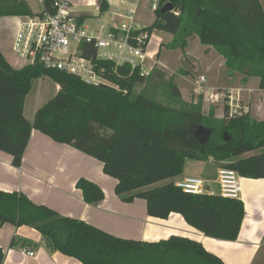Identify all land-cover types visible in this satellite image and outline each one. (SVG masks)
<instances>
[{
    "label": "trees",
    "instance_id": "16d2710c",
    "mask_svg": "<svg viewBox=\"0 0 264 264\" xmlns=\"http://www.w3.org/2000/svg\"><path fill=\"white\" fill-rule=\"evenodd\" d=\"M154 21L146 26L170 33L169 49H184L196 36L200 44L217 51L228 76L239 75L245 83L258 79L264 90V9L260 0H158ZM166 4L171 9L161 11ZM42 11L33 13L24 0H0V17H32L54 13L53 0H42ZM107 9L101 0L100 10ZM86 15L78 17L82 22ZM139 32V31H138ZM85 54L94 55L91 43ZM110 84L91 85L79 77L42 64L12 67L0 51V150L20 167L31 131L38 130L56 142L67 144L102 163L104 174L116 179L115 192L123 200L141 198L147 214L166 219L171 213L204 235L235 240L244 217L240 199L221 194H189L176 186L185 161L212 159L220 168L235 170L241 177L264 179V119L251 115L221 119L202 112L201 99L186 101L176 84L170 91L177 109L166 106L134 86L145 79L127 69L115 71L105 64ZM51 78L55 95L34 113L30 122L23 107L32 82ZM118 86L116 88L115 86ZM209 130L206 139L197 137ZM168 180V182L156 183ZM83 200L97 204L104 198L101 187L84 177L77 179ZM12 224L36 229L47 246L82 264H225L199 241L172 234L158 241L122 238L82 219L59 214L33 202L20 191L0 190V226ZM13 237L11 245H30ZM4 259L0 247V264Z\"/></svg>",
    "mask_w": 264,
    "mask_h": 264
},
{
    "label": "crops",
    "instance_id": "0c3cea01",
    "mask_svg": "<svg viewBox=\"0 0 264 264\" xmlns=\"http://www.w3.org/2000/svg\"><path fill=\"white\" fill-rule=\"evenodd\" d=\"M24 1L33 13H39L43 9L40 0H37L40 9H34L31 0ZM70 2L77 16L86 15L76 8L81 4V0H70ZM86 2L89 6L99 7L100 10L101 0H86ZM261 4L264 9L262 2ZM11 18L20 20L11 27L5 37L0 35V51L12 67L20 68L26 63L18 62L16 58L19 57L14 56L12 43L23 17L11 16ZM152 51L157 52L156 50ZM206 51L207 49H205ZM208 58L210 59V56ZM211 59L214 60V58ZM206 64V70L209 71L212 64ZM221 70L223 71L220 67V77L225 76L227 80L237 79L241 85L247 84L253 79L257 88H250L251 92L264 93V90L258 88L257 78L251 77L247 80L248 82L243 83L240 81L239 75L228 76L226 73L222 75ZM210 71L214 72L212 69ZM204 76L209 87L229 88L210 85L209 77ZM190 83L192 84V82ZM58 88L57 85L56 92ZM262 95L264 97V94ZM196 98L197 96L193 97V99ZM258 101L257 108L264 114V98L258 99ZM39 107L35 108L34 113ZM34 113L29 119L25 116L23 107L24 117L30 122L33 120ZM87 156L85 153L67 144L56 142L33 129L20 167L13 166L12 157L0 150V190L20 191L33 202L44 204L61 215L82 219L122 238L158 241L172 234H178L199 241L207 250L219 256L225 264H264V179L241 178L240 200L244 204V217L238 236L232 241L220 240L208 237L196 230L187 224L178 213H171L166 219L156 218L147 214L145 200L141 198H134L132 201L123 200L114 190L116 179L103 173L100 161ZM207 161L214 165L215 175L209 174L206 168L200 167L196 172L200 176L183 171L184 173L175 177L174 181L188 176L199 177L206 184V193L213 194L210 187L212 183H218L220 167L212 159ZM80 177L93 181L101 187L104 193L102 201L90 204L83 200L80 189L75 186ZM16 236L25 238L32 244L12 246L11 241ZM0 247L4 252L2 264H82L73 257L50 249L40 233L26 225L16 227L6 223L0 226ZM28 252L33 254L29 255Z\"/></svg>",
    "mask_w": 264,
    "mask_h": 264
},
{
    "label": "built area",
    "instance_id": "2783aa9c",
    "mask_svg": "<svg viewBox=\"0 0 264 264\" xmlns=\"http://www.w3.org/2000/svg\"><path fill=\"white\" fill-rule=\"evenodd\" d=\"M42 1V0H40ZM126 1V0H122ZM139 0L134 6L137 7ZM153 12L159 7L158 0H148ZM54 13L23 17L19 22L12 51L26 64L36 62L49 70H60L79 77L91 85L111 84L105 76V64L115 71L127 69L130 75L145 78L156 63L158 52H149V32L134 22L135 9L127 16L114 14L110 24L98 30L91 29L85 20L78 17L70 0H53ZM139 31V32H138ZM83 43H91L94 55L85 54ZM118 88V86H115ZM243 88H214L207 86L206 77L200 75L193 82L192 92L203 96L211 103L222 102L223 115L227 109L228 118L246 115L249 107L242 104ZM241 176L233 169H218V184L223 197L240 199ZM177 187L189 194L206 193V184L199 177L188 176L175 181ZM32 255V252H28Z\"/></svg>",
    "mask_w": 264,
    "mask_h": 264
},
{
    "label": "rangeland",
    "instance_id": "374dc122",
    "mask_svg": "<svg viewBox=\"0 0 264 264\" xmlns=\"http://www.w3.org/2000/svg\"><path fill=\"white\" fill-rule=\"evenodd\" d=\"M34 9H40V4L37 0H31ZM136 0H106L107 9L103 12L99 7L89 6L86 0H81V4L76 7L79 11L86 13L85 24L89 25L91 29L98 30L105 24H110V16L114 14H121L123 17L127 16L132 9H135L134 22L136 25L147 26L151 25L154 20V12L150 8L148 0H139L137 7L134 6ZM264 5V0H261ZM19 18H11V16H2L0 20V35L4 37L10 31L11 27L15 26ZM23 18H21V21ZM173 36L165 31L154 29L151 31L148 43V51L153 52L156 50L158 53L155 57L156 63L153 65L152 71L145 77L142 83L134 86L135 93H143L152 97L153 99L165 103L166 106L177 109L178 105L175 98L170 91L171 83L176 84L186 101H195L201 99L202 112L212 119H221L223 117V104L222 102L211 103L204 99L201 95L199 98L193 99L195 94L192 92L193 82L200 75L209 77V84L213 86H225L233 88H243L242 104L249 107L247 115H251L255 119H264L262 110H258V99H263L264 93L251 92V89H256V82L252 79L247 81V84H240L237 79H230L224 76L220 77V67L223 69L222 75L227 74L225 61L222 56L216 54L213 48H207L205 45L200 44L196 36L188 39L184 49H169L167 43L172 40ZM205 49L207 51L205 52ZM214 50V51H213ZM16 54L14 53V56ZM210 56V59L208 58ZM211 58H214L212 60ZM20 64L26 63L20 58H16ZM20 59V60H19ZM206 63L212 64V71L206 70ZM250 79V78H249ZM192 82V84L190 83ZM57 84L49 77L43 76L35 79L24 101V114L29 119L32 118L36 107L42 106L56 93ZM251 88V89H250ZM253 95V96H252ZM193 99V100H192ZM262 113V114H261ZM199 134L201 139H206L207 132L201 131ZM45 137V136H44ZM88 157V156H87ZM204 167L209 174L215 175V168L211 162L207 160H193L187 159L184 165V172L191 173L195 176H200L196 172L198 168ZM183 172V173H184ZM211 172V173H210ZM175 180V178L173 179ZM168 182L162 180L158 184ZM213 194H220L219 185L217 182L211 184Z\"/></svg>",
    "mask_w": 264,
    "mask_h": 264
},
{
    "label": "water",
    "instance_id": "95a60500",
    "mask_svg": "<svg viewBox=\"0 0 264 264\" xmlns=\"http://www.w3.org/2000/svg\"><path fill=\"white\" fill-rule=\"evenodd\" d=\"M172 6L170 4H166L163 8H161V11H165V10H168V9H171ZM207 132V135L210 134V131L209 130H205Z\"/></svg>",
    "mask_w": 264,
    "mask_h": 264
},
{
    "label": "flooded vegetation",
    "instance_id": "af4514ba",
    "mask_svg": "<svg viewBox=\"0 0 264 264\" xmlns=\"http://www.w3.org/2000/svg\"><path fill=\"white\" fill-rule=\"evenodd\" d=\"M197 137H199V138H200V136H198V134H197Z\"/></svg>",
    "mask_w": 264,
    "mask_h": 264
}]
</instances>
